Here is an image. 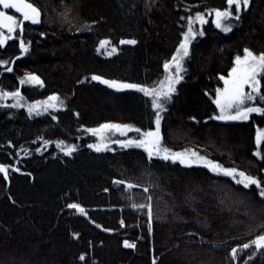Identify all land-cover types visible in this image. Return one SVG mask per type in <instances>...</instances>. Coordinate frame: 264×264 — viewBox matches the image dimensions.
I'll list each match as a JSON object with an SVG mask.
<instances>
[{"label":"trees","instance_id":"16d2710c","mask_svg":"<svg viewBox=\"0 0 264 264\" xmlns=\"http://www.w3.org/2000/svg\"><path fill=\"white\" fill-rule=\"evenodd\" d=\"M32 2L42 10L41 22H25L23 38L31 41L25 55L19 56L18 40L0 48V59L11 62L0 65V88H19L24 104L55 92L65 107L37 116L11 107L12 97L0 99V164L10 166L7 179L0 173V264H152L153 258L156 264H264V249L255 246L239 248L235 260L231 256L233 247L264 233V199L254 185L244 189L203 165L149 161L140 148L88 147L98 138L87 129L103 123L155 127L149 97L92 75L152 86L164 78L163 64L182 39L185 17L223 9L226 0ZM213 17L202 26L205 35L190 45L184 78L161 113L163 143L194 148L264 181V160L253 155L264 118H213L219 114L216 89L224 86L220 76H227L234 57L245 47L264 51V0H251L229 33L217 29ZM103 39L110 44L97 51ZM132 39L135 44L120 43ZM113 45L118 50L107 55ZM9 66L13 72L5 71ZM26 72L39 75L43 87L21 85ZM60 140L76 146L72 155L57 147ZM149 202L151 233L147 207H132ZM70 203L81 204L88 216L68 208ZM124 240L135 247H125Z\"/></svg>","mask_w":264,"mask_h":264},{"label":"snow or ice","instance_id":"6c2138e0","mask_svg":"<svg viewBox=\"0 0 264 264\" xmlns=\"http://www.w3.org/2000/svg\"><path fill=\"white\" fill-rule=\"evenodd\" d=\"M227 6L223 9L212 8L205 9L204 12L197 11L195 15H188L185 17L187 20L186 30L181 33L182 39L180 40L175 53L170 60H166L163 64L165 70L164 78L153 82L152 86L140 83H129L117 80L105 79L100 75H92V80L100 81L112 88L120 89H135L143 93L144 96L150 98L151 107L155 110V127L149 128L144 131L130 124L120 123H103L96 128H88L87 131L99 137L95 144H89V148H94L97 152L106 150L110 143L119 145L121 148L135 147L143 149L147 154V158L151 161L154 157L161 158L164 161L179 162L181 165H203L211 172L223 174L230 177L237 185H242L244 189H250L255 186L258 190V195L264 199V181L254 175H250L237 167H225L218 161L209 159L206 155H201L199 151L194 148H183L175 151L167 147L163 143L161 133V121L163 119L161 113L165 109V103L171 99L172 93L176 92V85L183 80L181 73L185 72L184 60L190 55V45L197 38V36H204L205 32L203 25L208 23V16H214L212 24L217 29L224 33H229L233 29V20L239 21L241 19L242 11H246L251 4V0H226ZM0 48L7 45L11 40H18L19 49L21 50L19 56L25 55L29 51L31 41H25L23 38L25 22L31 24H39L41 22L42 10L32 2V0H0ZM7 10H15L19 13L18 17L15 14H10ZM199 23L201 27L196 28L194 25ZM44 35V33H41ZM121 44H135L136 40H121ZM110 44L107 39L99 42L97 51ZM118 49L113 45L111 51L107 55H112ZM16 57L15 59H18ZM11 62L8 59H0V65H9ZM6 72H13L11 66L5 68ZM220 79L223 81L224 86L216 89L214 104L219 110V114H214V119L218 121H249L252 114H257L264 118V51L255 53L248 47L243 49V55L237 54L234 57V63L229 70L227 76L221 75ZM21 85L32 84L43 87L44 82L34 72H26L23 77L19 78ZM12 97L14 103L11 107L21 108L26 107L28 114H35L37 116L42 113L49 112L50 109H59L65 107L64 101L57 93H52L43 100H36L24 104L22 101L25 97L19 88L14 91H7L0 88V99ZM78 115V114H77ZM52 119H57L55 115ZM83 127V126H81ZM135 131L137 137H129L127 139L111 140L109 133L117 132L121 136H125L129 131ZM107 141V142H106ZM50 141L45 140L44 144H49ZM255 144L256 148L253 155L261 160H264V128L257 127L255 131ZM65 145L63 140L57 141V147L67 155H72L75 151V145ZM39 151V149H37ZM10 166L0 164V173H3L4 179L8 178V168ZM16 171H19L17 168ZM264 171V170H262ZM30 175V174H29ZM117 184H125L123 180L115 181ZM134 185L127 184L128 188ZM147 191V189H145ZM151 201V197H148ZM70 209H75L78 213L88 216L85 208L79 203H70L66 205ZM133 208L147 207L148 215V231L152 232V204L149 202L147 205L133 204ZM92 223H96L94 220ZM124 221L121 220L123 225ZM101 227V225H97ZM105 231H112V229L105 228ZM73 236H79V233H73ZM125 247H135L134 242L124 240ZM255 246L256 249H264V233L258 234L254 239L249 240L247 243L237 245L231 249L232 259H237V252L239 248L248 249ZM255 255V253H253ZM81 261L85 260V255L79 256ZM251 259V257H249ZM152 264H156V259L153 258Z\"/></svg>","mask_w":264,"mask_h":264},{"label":"rangeland","instance_id":"374dc122","mask_svg":"<svg viewBox=\"0 0 264 264\" xmlns=\"http://www.w3.org/2000/svg\"><path fill=\"white\" fill-rule=\"evenodd\" d=\"M0 8H2V6H0ZM10 12V14H15L17 15L18 17L20 16L19 13H15V10H7ZM214 18V17H213ZM30 23V22H28ZM104 40V39H103ZM112 48V47H111ZM218 110V109H217ZM218 113H219V110H218ZM112 123H117V122H112ZM120 123V122H118ZM120 124H124V123H120ZM133 132H135L134 130L133 131H129L125 136H121L120 133H117V132H113V133H109L108 135L110 136L111 140H116V139H127L129 137H134L133 135ZM98 138L99 140V137L96 136V139ZM107 142V141H106ZM168 147V146H167ZM262 147H264V145H262ZM172 148L173 150L175 151H179L181 149H183V147H180L178 148V146H173V147H170ZM184 148H187V147H184Z\"/></svg>","mask_w":264,"mask_h":264}]
</instances>
